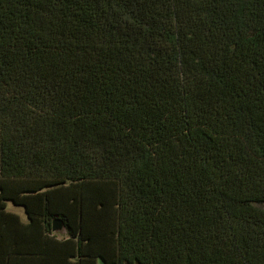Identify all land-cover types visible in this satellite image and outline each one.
Wrapping results in <instances>:
<instances>
[{"label": "trees", "instance_id": "obj_1", "mask_svg": "<svg viewBox=\"0 0 264 264\" xmlns=\"http://www.w3.org/2000/svg\"><path fill=\"white\" fill-rule=\"evenodd\" d=\"M54 220L70 264H264V0H0V264Z\"/></svg>", "mask_w": 264, "mask_h": 264}, {"label": "crops", "instance_id": "obj_2", "mask_svg": "<svg viewBox=\"0 0 264 264\" xmlns=\"http://www.w3.org/2000/svg\"><path fill=\"white\" fill-rule=\"evenodd\" d=\"M13 211H18V210H13ZM15 225L13 226L12 228V234L10 235H6V230H5V223H0V240L1 239H4L8 242H11V241H14V240H18V239H21L22 236H16L15 232H16V223H14ZM19 228H22L20 225H19ZM39 225H36V229H35V233L39 232ZM66 234V231L63 230V232L61 233L60 236L58 237H55V242L52 241L53 243H48V245L46 246V242H50V241H46V239L44 238V236H37V235H32V236H29L28 237V240L35 246V247H38V248H45V247H48L47 249V255L44 257V256H39V258H50L52 255H54V259L53 260H56L57 261V264H70V262H72L71 260H63V259H59L58 257H56V254H57V251H56V244L58 243H61V244H69V242H72V241H68V237L65 235ZM75 239V238H74ZM19 264V263H17ZM22 264V263H20ZM28 264H34V260L31 259ZM43 264H47V263H43Z\"/></svg>", "mask_w": 264, "mask_h": 264}, {"label": "water", "instance_id": "obj_3", "mask_svg": "<svg viewBox=\"0 0 264 264\" xmlns=\"http://www.w3.org/2000/svg\"><path fill=\"white\" fill-rule=\"evenodd\" d=\"M64 230L63 222L60 220H54L52 223L53 233H61Z\"/></svg>", "mask_w": 264, "mask_h": 264}]
</instances>
